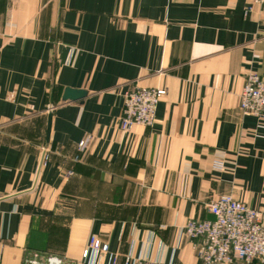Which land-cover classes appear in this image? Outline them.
Wrapping results in <instances>:
<instances>
[{
  "label": "crops",
  "instance_id": "1",
  "mask_svg": "<svg viewBox=\"0 0 264 264\" xmlns=\"http://www.w3.org/2000/svg\"><path fill=\"white\" fill-rule=\"evenodd\" d=\"M253 73V0H0V264L32 252L87 264L90 237L108 245L92 264H201L182 227L224 194L264 221V122L239 109ZM134 87L165 95L151 127L123 132ZM64 88L86 95L62 101Z\"/></svg>",
  "mask_w": 264,
  "mask_h": 264
},
{
  "label": "built area",
  "instance_id": "2",
  "mask_svg": "<svg viewBox=\"0 0 264 264\" xmlns=\"http://www.w3.org/2000/svg\"><path fill=\"white\" fill-rule=\"evenodd\" d=\"M264 6V0H253ZM165 90L134 87L123 96L119 129L128 131L133 125L151 127L155 122L157 104ZM239 109L245 115H253L264 122V77L249 74L245 77L239 94ZM91 142L86 136L77 144V151L84 153ZM46 151L43 160H47ZM79 157H75L77 160ZM212 168L222 171L224 161L214 159ZM67 172V175H71ZM209 219H188L182 231L193 241L196 258L201 264H264V221L260 211L249 207L231 194L218 196L205 207ZM108 245L90 237L82 251L81 261L92 264L97 255L107 253ZM23 264H78L66 257L32 252ZM122 264H164L157 259L132 257L126 254Z\"/></svg>",
  "mask_w": 264,
  "mask_h": 264
},
{
  "label": "water",
  "instance_id": "3",
  "mask_svg": "<svg viewBox=\"0 0 264 264\" xmlns=\"http://www.w3.org/2000/svg\"><path fill=\"white\" fill-rule=\"evenodd\" d=\"M86 93L82 90H75L71 88H64L61 100L62 101H70V102H81V100L85 97ZM52 99H50V108H51ZM50 124V113L48 114V122H47V131L49 130Z\"/></svg>",
  "mask_w": 264,
  "mask_h": 264
}]
</instances>
